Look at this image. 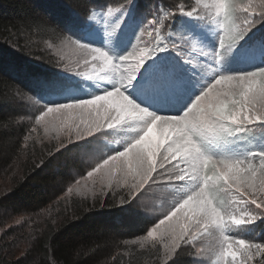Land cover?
Here are the masks:
<instances>
[{"label": "snow or ice", "instance_id": "obj_1", "mask_svg": "<svg viewBox=\"0 0 264 264\" xmlns=\"http://www.w3.org/2000/svg\"><path fill=\"white\" fill-rule=\"evenodd\" d=\"M113 2L107 0L99 10L85 6L87 20L102 27L108 45L135 5V0H122L112 7ZM200 4L196 0L188 8L179 3L154 7L140 26L136 43L124 55L111 48L88 46L71 34L64 36L62 43L74 45L84 64L99 62V91L91 98L54 102V106L33 100L44 106L35 122L46 130L67 129L70 143L74 133V145L98 138L97 134L133 133L121 149L108 152L87 172L89 177L102 172L108 183L118 172L130 177L129 198L121 200L122 205L136 201L146 185L159 183L164 174L168 181L183 182L174 186L179 199L172 209L146 229V238L170 237L171 243L164 245L169 256L178 255L182 244L194 245L202 236L215 240L219 233L220 239L210 249L216 264H251L257 258L264 264V243L225 232L229 223L243 230L242 226L264 220V67L237 75L222 70L226 59L255 28L258 21L252 17L259 16L264 22V0H207L203 4L206 13ZM178 17L194 21L195 28L174 26ZM152 32L156 43L141 47V37ZM213 40L218 42L214 50L209 47ZM185 44L206 57L203 66L194 65L185 55ZM170 51L178 62L162 55ZM250 51V59L257 52L264 57V38ZM184 66L196 71L187 73ZM257 130L258 142L246 147L242 142L257 139ZM84 155L98 158L93 153ZM166 163L171 168H165Z\"/></svg>", "mask_w": 264, "mask_h": 264}, {"label": "trees", "instance_id": "obj_2", "mask_svg": "<svg viewBox=\"0 0 264 264\" xmlns=\"http://www.w3.org/2000/svg\"><path fill=\"white\" fill-rule=\"evenodd\" d=\"M105 2L0 0V264H190L182 248L173 259L166 260L160 246L144 240L146 229L153 224L140 212L118 207L109 196L104 202L74 191L66 194L75 183L66 168L54 171L53 148L44 142L29 145L26 141V106L18 95L53 106L54 102L91 98V86L84 80L41 66L39 56L44 62L49 60L42 54L43 42H60L71 34L88 46L111 48L115 54L124 55L136 43L139 28L154 7H172L169 2L180 4L183 0H135L111 45L102 27L85 15L86 5L99 10ZM120 2L114 0L110 6L118 7ZM81 19L83 25L78 21ZM176 25L195 28L179 17ZM94 29L101 31L100 37ZM163 32L168 35L167 28ZM154 37V32L146 33L140 46L149 38L151 47L156 43ZM162 55L175 57L174 51ZM259 135L257 131V139L245 138L242 143L253 147ZM221 196L227 201L223 193ZM247 229L239 236L264 243V222ZM211 264H216V259Z\"/></svg>", "mask_w": 264, "mask_h": 264}, {"label": "rangeland", "instance_id": "obj_3", "mask_svg": "<svg viewBox=\"0 0 264 264\" xmlns=\"http://www.w3.org/2000/svg\"><path fill=\"white\" fill-rule=\"evenodd\" d=\"M165 1V0H163ZM207 0H201V4L198 5L199 9L203 12H207V9L203 8V4ZM258 3V0H256ZM172 6H175L177 3L169 2ZM247 3V1L245 2ZM183 4L186 8L190 5L196 4V0H183ZM240 15H247L246 13H241ZM185 18V17H179ZM252 18L256 19L258 22L255 28V32H250L248 34L249 41L246 43L240 42V45L233 51V53L226 59L222 65V70L229 75L242 74L246 71L258 70L264 66L263 57L259 52L256 53V58L250 59L251 49L255 43L260 39V36L264 32V22L260 21L259 16H253ZM190 24L195 25L194 21L185 18ZM149 38L145 40L141 47L148 45ZM218 43V42H217ZM216 43L213 40L209 47L213 50L215 49ZM42 48V54L45 57H48V62L41 60L39 56V61L41 66L45 67L48 71L54 72L65 76H76L86 83L90 84L91 89L89 95L97 93L99 88L97 87L99 81L96 78V72L98 71L99 62H95V65L90 62L88 64L83 63L82 53H80L75 46H66L60 42H43L40 46ZM103 50V49H102ZM185 55L187 57L192 55H200L199 50L193 51V46L191 44L184 45ZM175 53V52H174ZM199 58V57H198ZM91 58L89 57V60ZM179 59V58H178ZM192 59V57H190ZM206 57H203L201 60L195 59L193 64L196 65L197 62L199 66H203V62ZM79 61V64H77ZM175 61L178 62L176 59ZM187 70V69H185ZM118 71H123V68L118 69ZM196 69L190 68V72L194 73ZM79 73V75L77 74ZM104 74V73H101ZM198 94V91H197ZM28 95H18V99L23 105L26 106V112L23 117V121L29 126V135L27 137V143L29 145L35 144L38 145L40 142L47 143L53 148V153L51 155L52 167L54 171L61 170V168H66V171L72 175V181L75 183L73 186L69 187L66 191V194L74 191L77 195H85L87 199L96 201L102 200L105 202L107 196H109L113 203L117 204L118 207L126 208L136 212H140L142 215L146 216L154 226V223L158 222V219L163 218L167 213L172 209L174 204L179 199V194L175 189V185L182 184L181 181H168L167 174H164L159 183L145 186L146 190H143L138 193L139 198L136 201H133L131 204L122 205L121 200H127L129 198V193L131 190L130 177L125 178L123 174L117 173L115 177L112 178L111 183H108L107 180L103 177L102 172H96L93 176H87V172L95 168L96 163L100 162L108 152L118 151L122 148L124 141L128 136L133 133H114L109 135L97 134L98 138H87L91 141H79L78 145L75 140V134H71V143L69 142L70 134L67 129L57 131L51 127L47 130L44 125H38L35 122V116L39 115L40 111L43 110L44 106L40 103H33V99H29ZM151 110V109H150ZM259 131V130H257ZM63 144L65 147H60ZM85 152L93 153L98 156L97 159H91L84 155ZM65 160L62 161L59 158L64 157ZM258 166V161H257ZM165 168H171L170 164H165ZM158 173H164V169H158ZM157 175V173H154ZM104 179V183H101V180ZM72 188V189H71ZM226 196V199H229L227 193H223ZM240 207H244L243 205ZM248 208L255 209L254 205H248ZM235 209V205H233ZM259 211V210H256ZM17 219H20L18 217ZM264 220L256 221L255 224H261ZM254 224V225H255ZM252 225V226H254ZM252 226H242V229H238L236 226L231 225L230 223L226 225L225 232L229 231L228 234L239 236L244 234V230ZM147 237V236H146ZM144 238V240L155 246H160L163 249V255H165L166 260H171L174 257L168 255L167 249L164 247L165 244H170V237H160L156 236L153 238ZM250 239V237H247ZM220 239L219 233L214 240L212 237L202 236L198 237L195 241V244L183 245L181 248L184 253L188 255L190 264H211L215 256L211 253L210 249L217 243ZM202 250V251H201ZM199 253V254H197ZM251 264H259V258L252 261Z\"/></svg>", "mask_w": 264, "mask_h": 264}]
</instances>
